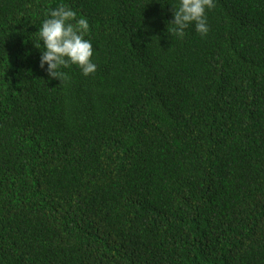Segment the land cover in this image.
I'll return each mask as SVG.
<instances>
[{
	"label": "trees",
	"instance_id": "trees-1",
	"mask_svg": "<svg viewBox=\"0 0 264 264\" xmlns=\"http://www.w3.org/2000/svg\"><path fill=\"white\" fill-rule=\"evenodd\" d=\"M91 59L40 67L49 9ZM0 0V264H264V0ZM171 25L169 24V28Z\"/></svg>",
	"mask_w": 264,
	"mask_h": 264
},
{
	"label": "clouds",
	"instance_id": "clouds-1",
	"mask_svg": "<svg viewBox=\"0 0 264 264\" xmlns=\"http://www.w3.org/2000/svg\"><path fill=\"white\" fill-rule=\"evenodd\" d=\"M172 5L174 11L173 19L168 22L169 32L183 37L185 29L191 25L201 35L208 33L206 13L214 7V0H178ZM89 31L88 18L78 15L68 4L60 3L46 12L36 32L38 39L33 40L41 51L40 67L50 78H59L63 82L68 78L64 69L72 65L78 66L85 76L96 71L97 65L91 59L93 45L86 38Z\"/></svg>",
	"mask_w": 264,
	"mask_h": 264
}]
</instances>
